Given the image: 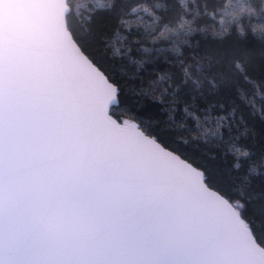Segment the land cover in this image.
I'll return each instance as SVG.
<instances>
[{"label":"snow or ice","instance_id":"1","mask_svg":"<svg viewBox=\"0 0 264 264\" xmlns=\"http://www.w3.org/2000/svg\"><path fill=\"white\" fill-rule=\"evenodd\" d=\"M82 8L0 0V264H264V139L246 142L264 126V0ZM196 33L212 42L193 65ZM160 63L143 93L159 123L122 118L124 66Z\"/></svg>","mask_w":264,"mask_h":264},{"label":"trees","instance_id":"2","mask_svg":"<svg viewBox=\"0 0 264 264\" xmlns=\"http://www.w3.org/2000/svg\"><path fill=\"white\" fill-rule=\"evenodd\" d=\"M75 2L83 6V15L87 16L89 14V6L94 3V0H75ZM105 2H107V0H105ZM104 13L105 10H98L93 19V23L86 25L87 27L91 28L93 33L98 37H104L106 32L110 34V28L108 26L114 23V21L106 18ZM197 42H199V47H197ZM211 42V37L208 38V41H205L204 39H202L199 33L193 34L191 37H189V44L181 46V51L184 53V55L181 56V59L187 58L189 62L194 65L195 61L192 60V57L195 56L197 58H204L206 47ZM145 46L151 47L152 44L149 41ZM164 46L170 49L171 43L166 42ZM92 49L94 51L103 52L104 45H100L99 47L97 45H92ZM255 51L257 53V56H259L260 48L258 45L256 46ZM110 52L111 49L109 48L108 54H110ZM173 56V53H169L170 60L173 59ZM116 63L119 68L121 62L117 60ZM157 67L158 70L156 72H152L151 75L145 73L143 69H140L139 75L143 76V79H140L136 75V69L134 65L124 66L125 75L123 77H118L122 88V104L116 109L117 114H119L122 118L129 119L132 114H135L137 116L144 117L152 124L159 123L158 119L156 118V113L165 105H161L158 102L154 103L151 95L143 94L145 90L150 94L153 92V88L150 85L149 81L155 80L157 79L158 75L163 74L162 70L165 69L167 65H165L164 63H160ZM172 70L176 72L180 71L179 66L173 68ZM195 74L196 73L194 72V75ZM177 83H180V81H177ZM188 84L189 86H191V81H189ZM165 87H168L166 83L156 86L154 92L155 96H161L163 88ZM161 98L164 100H169L171 97L165 94ZM180 108H183L182 103L180 104ZM250 127H252L253 129L255 139L253 140L250 138L246 141L247 143L252 144L260 141L261 139H264V126H262L259 122H254L250 125ZM159 130L160 129L158 128L157 131ZM220 163L221 161L218 160H208L209 166L213 168H215ZM256 223L257 226H259V222L257 221Z\"/></svg>","mask_w":264,"mask_h":264},{"label":"water","instance_id":"3","mask_svg":"<svg viewBox=\"0 0 264 264\" xmlns=\"http://www.w3.org/2000/svg\"><path fill=\"white\" fill-rule=\"evenodd\" d=\"M115 118V117H114Z\"/></svg>","mask_w":264,"mask_h":264}]
</instances>
